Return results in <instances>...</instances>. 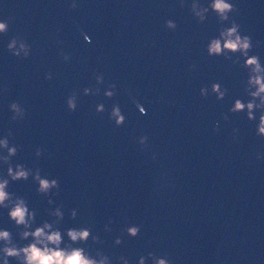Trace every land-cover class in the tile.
<instances>
[{"label": "water", "instance_id": "obj_1", "mask_svg": "<svg viewBox=\"0 0 264 264\" xmlns=\"http://www.w3.org/2000/svg\"><path fill=\"white\" fill-rule=\"evenodd\" d=\"M71 2L0 0V21L8 24L0 33V138L18 146L7 162L0 159V178H8L9 163H20L58 181L45 195L31 174L8 178L11 202L25 199L32 227L44 220L62 234L89 227L98 240L72 246L93 256L99 250L108 264H124L121 255L129 264L144 255L151 264L149 251L166 253L171 264H264V137L256 134L264 106L253 120L230 112L235 99H251L249 70L238 52H207L235 21L251 37L248 54L264 66V0H229L235 11L224 21L211 9L203 21L193 15V5L198 10L209 0H76L70 8ZM13 37L15 49L30 46L27 58L7 48ZM12 101L24 109L22 119H11ZM114 104L125 116L120 126L109 119ZM57 207L62 218L51 215ZM130 224L140 226L135 237L121 232ZM22 227L0 207V228L18 246L28 242L19 238ZM9 264L17 261L10 257Z\"/></svg>", "mask_w": 264, "mask_h": 264}, {"label": "clouds", "instance_id": "obj_2", "mask_svg": "<svg viewBox=\"0 0 264 264\" xmlns=\"http://www.w3.org/2000/svg\"><path fill=\"white\" fill-rule=\"evenodd\" d=\"M76 0H72L69 7L75 8ZM212 10L216 13L219 20H229V13L235 11L234 5L229 0H209L206 7L196 9L193 5V15L199 17V21H203L205 16L202 14ZM12 18L9 17V20ZM165 27L175 29L176 24L173 20H165ZM239 25L235 21L230 22V26L223 28L219 32L218 38H212L207 45V52L209 55H224L229 56L232 53H239L240 56L244 57L243 67L249 70L247 77V85L249 88L254 90L248 91V96L251 99L242 102L241 99L237 98L229 108L230 112L245 111L246 116L249 120L257 119L254 115V109H261L264 106V66L261 65L259 57L257 55H249V51L253 47L251 37L248 35H242L239 32ZM8 24L6 21H0V33L6 32ZM87 41L89 38L84 37ZM16 43L15 37H13L7 44V48L11 50L12 55L21 56L23 51V57L29 56V45L25 43L20 44L19 49H15L13 45ZM260 41L256 44L259 45ZM62 59L67 61L69 56L67 53L60 52ZM46 79H51V73H45ZM103 76L99 73L95 75L96 81H101ZM109 91L106 95L112 97L116 91L115 84H108ZM219 83L212 84V91L217 93V98L224 95V92L220 91ZM98 91V90H97ZM200 94L203 96L205 89L201 88ZM84 92H88V88H84ZM135 102V101H134ZM9 109L14 113L11 117L12 120L22 119L24 117V109L19 105L18 102L12 101L8 105ZM136 107L144 112V109L140 107L139 103H136ZM67 108L69 111H73L76 108L74 98L69 96L67 98ZM115 117L114 124L120 126L124 123L125 116L122 114L120 107L114 104L109 114V119ZM224 119L228 117L225 115ZM235 131V129L233 130ZM9 136L12 132L9 130ZM256 134L260 137H264V110L260 112L258 122L256 123ZM147 139V136L141 135L140 142L143 143ZM16 145L9 146L7 138H0V148H6L8 155L0 157L4 161H8L9 157L13 156L17 152ZM42 149L37 148L35 155L38 157L41 154ZM257 159L261 157V154L257 152ZM7 177L12 181L19 179H27L31 174L32 179L36 182L38 193L47 194L51 189L58 188V181L55 178H47L41 176L39 168L34 172L31 169L26 168L24 165L17 163L13 167L11 163L8 164L6 169ZM0 178V207L7 208V215L16 226H23L19 231L18 235L21 240H27L26 244L18 246L12 239L10 231L4 228H0V241H3V245L0 246V261L2 264H9V258H15L17 264H108L109 257L102 254L99 250L96 251L95 256L90 255L84 247H73V244L84 243L91 236V240L96 242L98 237L91 235L89 227H68L64 229L63 234L59 228L53 227V223L47 220L42 221L39 225L32 227L34 221V211L30 210L23 197L15 196V202L12 203L13 193L6 191L9 179ZM48 203H52L51 199ZM11 204V206H9ZM51 215L57 218H62V212L59 207L55 208ZM76 210H70V216L75 217ZM105 230H108L105 225ZM140 226L137 224H130L125 228L121 229L122 233H127L131 237L138 235ZM67 237V241L64 237ZM30 238V239H29ZM63 243V247L61 244ZM116 244L121 243L120 237H117L114 241ZM100 258L97 259L96 257ZM147 258L150 259L151 264H171L167 254L156 255L149 251ZM118 260H122L124 264H129L125 256L121 255ZM146 257L141 255L137 259V264H145Z\"/></svg>", "mask_w": 264, "mask_h": 264}]
</instances>
